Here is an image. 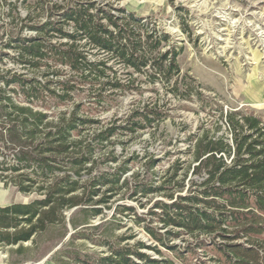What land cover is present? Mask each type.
<instances>
[{
    "label": "trees",
    "instance_id": "trees-1",
    "mask_svg": "<svg viewBox=\"0 0 264 264\" xmlns=\"http://www.w3.org/2000/svg\"><path fill=\"white\" fill-rule=\"evenodd\" d=\"M118 1L41 0L36 20L28 12L17 13L19 24L14 16L5 22L17 29L0 33V46L18 66H0V183L32 198L0 208L1 243L22 254L25 242L38 245L56 230L47 241L62 244L57 264H177L157 245L195 264H264V115L225 107L182 71L184 47L154 15ZM129 96L130 107L106 121ZM176 102L219 116L190 133L178 151L185 156L162 173V157L149 151L122 159L117 145L125 151L146 131L155 138ZM144 158V175L131 172ZM156 195L163 198L148 223L135 206L118 203L145 207ZM115 203L112 217L95 224ZM119 214H134L157 245L123 244L131 236L113 239L108 230L96 239L100 228L122 227ZM89 244L106 252L92 254Z\"/></svg>",
    "mask_w": 264,
    "mask_h": 264
},
{
    "label": "rangeland",
    "instance_id": "rangeland-1",
    "mask_svg": "<svg viewBox=\"0 0 264 264\" xmlns=\"http://www.w3.org/2000/svg\"><path fill=\"white\" fill-rule=\"evenodd\" d=\"M39 1L41 0H0V33L16 32L15 24H5V22L14 16L15 22L19 24L17 13L25 17L30 12L36 20L40 12ZM118 3L140 15H154V18L158 19L178 43L183 45L184 49L178 57L182 71L189 72L204 86L211 87V95L216 96L225 107H243L264 115V0H119ZM183 25L188 27V31L183 30ZM26 33L32 35L33 32ZM0 57L4 58L0 66H18L4 54L1 46ZM131 102L130 96L125 97L118 105V109L116 107L103 117L108 118L106 120L108 121L115 110L119 113L125 112ZM181 104L179 102L174 104L177 108L174 110L172 120H166L160 125L155 138H151L150 132L146 131L141 137L130 140L125 151H122L118 144L117 149L119 153H122L121 158L124 159L132 153L144 155L146 151H149L162 157L163 161L157 168L162 173L169 167L170 159L173 161L185 156L178 154V151L186 149L185 141L188 135L202 131L201 125L210 124L211 127L213 125L211 121H216L219 115L212 117L202 111L198 104L187 103L189 109L181 108L179 106ZM223 130L224 128L218 132L221 133ZM169 141H172L170 146L165 144ZM168 150H171L173 154L168 156L166 154ZM145 160L144 158L137 162L131 172H144ZM148 176H150L149 173ZM2 187L4 185L0 183V188ZM7 191L9 202L29 201L32 198V195H25L13 186L7 187ZM162 198L161 195H156L144 199L145 207L136 201L128 200L118 203L126 202L135 206L138 213L147 215V221L143 223H148L151 219L148 215L149 208L156 200ZM116 205L117 203L106 210L105 217L100 216L94 219V223L98 224L110 219ZM119 217H123L122 227L114 229L108 225L94 231V237L103 239V232L108 230L113 233V239L131 236V239H127L123 244L129 243L135 246L141 241L147 245H157L144 230L143 224L136 222L134 214L128 217L119 214ZM154 225L160 224L155 220ZM57 233L56 230L46 232L38 239V245L32 244L31 241L25 242L27 250L22 254L13 253L12 261H20L21 264H39L49 256L52 257L56 248L62 244L53 249L54 241L47 240L53 235L55 237ZM173 242L184 244V241L179 239ZM89 246L92 247L89 250L92 254L106 252L105 246L93 244ZM157 247L161 249L162 255L174 259L177 264L196 263L191 256H188L186 261H181V257H184L182 253L175 254L162 246L157 245ZM143 251L153 257H160L153 249L145 248Z\"/></svg>",
    "mask_w": 264,
    "mask_h": 264
},
{
    "label": "crops",
    "instance_id": "crops-1",
    "mask_svg": "<svg viewBox=\"0 0 264 264\" xmlns=\"http://www.w3.org/2000/svg\"><path fill=\"white\" fill-rule=\"evenodd\" d=\"M15 202H27V201H13V202H9L8 201V191H7V187H2L0 188V208L7 206L9 204L15 203ZM0 235H1V230H0ZM17 246H4L1 243V239H0V264H21L22 262H13L11 257H12V253H11V249L12 248H16ZM52 255V254H51ZM50 258V259H49ZM39 264H57L52 257H48L46 260L42 261Z\"/></svg>",
    "mask_w": 264,
    "mask_h": 264
},
{
    "label": "water",
    "instance_id": "water-1",
    "mask_svg": "<svg viewBox=\"0 0 264 264\" xmlns=\"http://www.w3.org/2000/svg\"><path fill=\"white\" fill-rule=\"evenodd\" d=\"M75 209H76V208L72 209L71 212H73ZM71 212L69 213V215L71 214ZM73 232H74L73 230L70 231V233H69L68 236L66 237V240L70 238V236H71V234H72ZM60 247H61V245H59L56 249H58V248H60Z\"/></svg>",
    "mask_w": 264,
    "mask_h": 264
}]
</instances>
